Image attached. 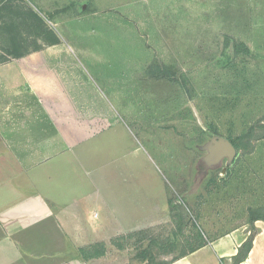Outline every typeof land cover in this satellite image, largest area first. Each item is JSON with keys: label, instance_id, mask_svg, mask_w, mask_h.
<instances>
[{"label": "rangeland", "instance_id": "374dc122", "mask_svg": "<svg viewBox=\"0 0 264 264\" xmlns=\"http://www.w3.org/2000/svg\"><path fill=\"white\" fill-rule=\"evenodd\" d=\"M29 54L26 67L68 79L46 100L112 123L101 141L118 191L132 175L155 202L101 263L170 259L264 204V137L245 155L230 141L264 122V0H0V67ZM216 146L230 154L211 165Z\"/></svg>", "mask_w": 264, "mask_h": 264}, {"label": "crops", "instance_id": "0c3cea01", "mask_svg": "<svg viewBox=\"0 0 264 264\" xmlns=\"http://www.w3.org/2000/svg\"><path fill=\"white\" fill-rule=\"evenodd\" d=\"M33 54L0 67V264H103L114 239L132 232L155 202L134 196L132 175L122 176L118 191V167L101 141L112 123L87 119L83 100H46L69 82L61 68L26 67ZM23 95L34 99L16 98ZM224 151L207 155L211 165L230 154ZM161 194L164 201V186ZM250 236L240 264H264V220H248L167 264H234Z\"/></svg>", "mask_w": 264, "mask_h": 264}, {"label": "trees", "instance_id": "16d2710c", "mask_svg": "<svg viewBox=\"0 0 264 264\" xmlns=\"http://www.w3.org/2000/svg\"><path fill=\"white\" fill-rule=\"evenodd\" d=\"M264 137V122L258 121L253 124L246 132L237 135L235 137H231L230 141L234 145V147L241 151V155H245L248 153H252L255 150L256 141L262 139ZM257 220H264V206L261 207H249V221L254 223ZM176 240L168 239V244L176 245ZM253 238H250L240 247L239 252L236 256H234V264H240L249 254V251L252 247ZM206 242L199 243L197 246L190 250H184L176 254L172 260L180 258L189 254L190 252L195 251L196 249L204 246ZM164 246V245H163ZM168 260H158L156 257H151L148 259L147 264H167Z\"/></svg>", "mask_w": 264, "mask_h": 264}, {"label": "water", "instance_id": "95a60500", "mask_svg": "<svg viewBox=\"0 0 264 264\" xmlns=\"http://www.w3.org/2000/svg\"><path fill=\"white\" fill-rule=\"evenodd\" d=\"M223 146V145H222ZM219 147V146H216L215 148H214V151H212V153L214 152V154H222L223 153V151H224V149H223V147ZM233 149V148H232Z\"/></svg>", "mask_w": 264, "mask_h": 264}, {"label": "built area", "instance_id": "2783aa9c", "mask_svg": "<svg viewBox=\"0 0 264 264\" xmlns=\"http://www.w3.org/2000/svg\"><path fill=\"white\" fill-rule=\"evenodd\" d=\"M98 214L96 213L95 216H97Z\"/></svg>", "mask_w": 264, "mask_h": 264}]
</instances>
